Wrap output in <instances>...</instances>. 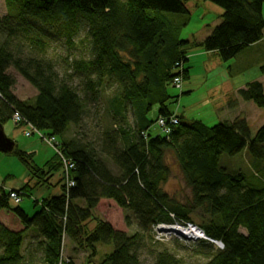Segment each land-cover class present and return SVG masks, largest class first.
Wrapping results in <instances>:
<instances>
[{
	"label": "trees",
	"instance_id": "trees-1",
	"mask_svg": "<svg viewBox=\"0 0 264 264\" xmlns=\"http://www.w3.org/2000/svg\"><path fill=\"white\" fill-rule=\"evenodd\" d=\"M2 1L7 14L0 17V124L17 113L24 123L54 138L64 159L74 166V186L65 191L62 176L52 183L63 169L56 155L39 167L32 154L15 147L12 154L25 166L29 181L16 192L0 187V211L11 213L23 229L15 232L0 224V264H27L28 252L22 253L27 234L42 264H73L61 255L64 236L75 243V252H87L91 262L98 255L96 245H104L113 251L99 264H142L146 237L156 225L174 221L193 224L222 245L214 250L209 242H196L192 252L205 264H264V126L251 138L243 119L211 128L199 121L185 122L173 110L178 98L169 93L174 79L189 80L185 65L190 51L200 49L227 63L262 42L264 0H204L223 13L207 38L193 44L178 39V26L167 17L187 19L190 0ZM81 28L86 31L88 59L72 61L70 73L60 80L44 58L48 42L61 37L71 46ZM27 50L35 55H25ZM11 69L37 92L33 103L12 95ZM259 70L264 75V64ZM77 79L80 85L73 87ZM112 88L117 93L108 103V117L115 129L104 132L99 152L66 140L70 128H79L92 106L99 104L102 89ZM239 97L264 110L260 83L247 84ZM172 117L178 120L175 126L170 125ZM160 119L170 134L152 136L149 130ZM243 151L255 177H263L260 188H251L243 173L220 165L222 156L233 158ZM168 153L190 190L186 204L162 190L170 178ZM98 154L114 165L117 175ZM56 186V195L32 202L31 215L11 205L12 192L29 198L37 189L51 191ZM102 200L114 202L127 226L132 219L137 231L129 235L93 218ZM194 217L202 222L197 224ZM153 264L180 262L163 251Z\"/></svg>",
	"mask_w": 264,
	"mask_h": 264
},
{
	"label": "rangeland",
	"instance_id": "rangeland-1",
	"mask_svg": "<svg viewBox=\"0 0 264 264\" xmlns=\"http://www.w3.org/2000/svg\"><path fill=\"white\" fill-rule=\"evenodd\" d=\"M186 8L189 12L187 19H185L186 16L167 15L168 20L178 26L177 37L180 41H188L192 44L195 42L201 43L220 23V16L223 12L219 7L204 0H190ZM262 13L264 17V5ZM6 14L5 4L0 1V17H4ZM148 14L152 17L154 15L153 12ZM184 22H186L185 25ZM85 33V28H81L73 38L71 46H68L61 37H55L48 42L44 58L53 64L60 80L66 79V75L70 73L69 69L72 61L88 59L86 44L83 43ZM262 43L259 53L249 50L227 63L222 62L214 54L205 53L200 49L190 51L188 62L185 65V68L189 70V80L183 81L180 89L171 86L173 88L169 90L170 95L178 98L177 103L173 105L174 113L177 116L180 115L185 122L199 121L209 128L220 123H232L237 119H243L249 127L251 138L254 137L256 132L264 126V110L257 108L253 103L244 102L239 97V91L244 90L246 85L252 82L260 83L264 89V75L260 73V66L255 65L260 57L264 58V39ZM24 53L25 55H35L30 50L24 51ZM263 64L264 62L261 66ZM9 74L15 80L14 87L11 90L12 95L19 101L33 103L37 96L35 89L13 69L9 71ZM79 85L80 81L78 79L72 83L73 87ZM116 93L115 88L102 89L99 104L92 106L89 117L84 120L79 128H70L66 140L74 141L75 146L93 148L99 152L104 132L111 128L115 129L114 126H111L108 117V103ZM128 120L129 125L133 127L132 113L128 114ZM165 130H168V128ZM3 131L6 137L14 142L17 150L32 154L34 163L39 167L50 160L53 155L58 157L57 148L50 146L47 141L41 140L38 134L26 137L23 131L27 130L15 126L12 120H9L3 126ZM163 132L159 120L149 130L152 136H164ZM40 135L44 136L42 132H40ZM56 140L61 141L62 138ZM98 157L113 174L117 175V170L111 162L100 154H98ZM166 163L170 169V178L162 186V190L177 202L186 204L191 198L190 190L186 186L179 166L170 153L166 156ZM220 165L231 173H243L246 176V183L251 185V188L261 187L260 180L263 177L261 174H259V179L255 177L256 173L247 151H243L233 158L222 156ZM28 176L25 166L20 163L14 154L0 153V187L7 191L14 190L16 192L29 181ZM61 176L65 183L67 173L64 169H62L60 175L53 178L52 183H55ZM67 189L65 187V191ZM39 190H36L31 198L19 197L18 195L20 203L18 205L11 203L12 207H19L27 213H31L32 202L41 193ZM57 191H59V186H56L50 192L58 193ZM92 215L93 218L109 224L116 231L129 235L137 231L132 219H130L131 225L127 226L124 212L112 201L103 200L100 202ZM193 220L197 224L202 222L198 217H194ZM175 222L168 226L174 225ZM0 223H6L10 227H18V229L21 227L19 223L20 227L17 225V219L11 217V215L8 216L5 211H0ZM90 227H92L91 224ZM167 230H170V228H167ZM241 233L244 232L241 231ZM31 236V234H27L22 253L28 252V254H24L27 255V258L25 257L27 264H42L40 254L32 251L34 245L31 242ZM196 245V242L186 241L170 231L158 234L152 231V235L150 234L145 239V247L140 252V260L142 264H153L155 255L166 251L174 256L180 264H205L207 262L205 259L196 256L192 252V248ZM212 245L214 250L218 249L213 243ZM75 248V243L66 236L62 238L61 255L69 258L73 264H99L106 255L113 251L112 246L96 245L98 255L91 262V260H88L89 254L87 252L77 250L75 252Z\"/></svg>",
	"mask_w": 264,
	"mask_h": 264
},
{
	"label": "built area",
	"instance_id": "built-area-1",
	"mask_svg": "<svg viewBox=\"0 0 264 264\" xmlns=\"http://www.w3.org/2000/svg\"><path fill=\"white\" fill-rule=\"evenodd\" d=\"M181 85H182V81L180 79H178V78L174 79L173 84H172V86L174 88L180 89ZM12 122L14 123L15 126L23 127L27 130V131H23V134L26 137H30L33 134H38L40 136L41 140L47 141L50 146L58 149V150H56V152H58V157L62 163V167L65 170V172L67 173V177L64 180L66 188H72L74 186V182L71 179V171L74 169V166L71 162H68L64 159V156H63L61 150H59V147H58L55 139L40 135V133L33 126H31L27 123H24L23 120L21 119V117L17 113H15L12 116ZM177 123H178V120L175 119V117H172L170 120V125L175 126V125H177ZM159 124H160L161 129L164 130L163 133L165 135H169L170 134V131H169L170 127L167 126L166 123L163 122L162 120H159ZM167 128H168V130H165ZM19 197H18V194L14 193V192L10 193V195H9V198L12 200V203L14 205H18L20 203ZM171 217L173 218V216H171ZM167 228L174 229L177 233H179L183 238H185L189 242L206 241V242H209L211 244L213 243L214 245H216L218 247V249L223 248L220 243L209 239L208 237H206V235L198 227H196L190 223L175 222V224L171 225V226H168L165 224H159L153 228V231L158 234V233L166 232L164 230H167Z\"/></svg>",
	"mask_w": 264,
	"mask_h": 264
},
{
	"label": "crops",
	"instance_id": "crops-1",
	"mask_svg": "<svg viewBox=\"0 0 264 264\" xmlns=\"http://www.w3.org/2000/svg\"><path fill=\"white\" fill-rule=\"evenodd\" d=\"M0 1H2V0H0ZM262 42H260V43H258V44H256V45H254V46H252V47H250V48H248L245 52H247V51H249V50H253L254 52H258L259 53V49L262 47ZM244 52V53H245ZM244 53H242L240 56H242ZM258 62L255 64V65H259L260 67H261V65H262V63L264 62V58L263 57H260V60H257ZM244 67H246V66H244ZM259 67V68H260ZM248 69V68H247ZM180 116V115H179ZM3 188V187H2ZM22 189V188H21ZM37 190H39V189H37ZM7 191V190H6ZM11 191H14V190H11ZM41 193L40 194H38V198H36L34 201H36V202H38L39 203V201H41L42 199H44V198H46V197H48V196H52V195H56L57 193H53V192H50V191H46V190H44V189H40L39 190ZM36 192V190L35 191H33L32 192V194L30 195V198L31 197H33V195H34V193ZM58 192V191H57ZM103 201V200H102ZM102 201H100V202H102ZM100 202H99V204H100ZM21 209V208H20ZM25 214H27V215H31V213H33V211H32V208H31V213H27L26 211H24L23 209H21ZM3 211V210H2ZM6 212V211H5ZM6 214L9 216V215H11V217L13 216L11 213H8V212H6ZM14 217V216H13ZM15 218V217H14ZM11 223L12 224H14L12 221H11ZM1 225H3L4 227H6V228H8V229H10V230H12V231H15V232H19V231H21L22 230V227H20L19 226V224H18V221H17V225L20 227V229H18V227L16 228L15 226L13 227H10V226H8L6 223L4 224V223H0Z\"/></svg>",
	"mask_w": 264,
	"mask_h": 264
},
{
	"label": "water",
	"instance_id": "water-1",
	"mask_svg": "<svg viewBox=\"0 0 264 264\" xmlns=\"http://www.w3.org/2000/svg\"><path fill=\"white\" fill-rule=\"evenodd\" d=\"M15 149V144L10 139L6 137L3 131V126L0 124V153L11 154ZM165 231V230H164ZM171 232V231H170ZM173 232V231H172ZM177 236L183 238L179 233L173 232ZM185 239V238H183Z\"/></svg>",
	"mask_w": 264,
	"mask_h": 264
},
{
	"label": "bare ground",
	"instance_id": "bare-ground-1",
	"mask_svg": "<svg viewBox=\"0 0 264 264\" xmlns=\"http://www.w3.org/2000/svg\"><path fill=\"white\" fill-rule=\"evenodd\" d=\"M67 190H70V188H68ZM200 230H201V229H200ZM165 231H166V232H167V231H171V232L173 231V232H176L174 229L165 230ZM201 231H202V230H201ZM202 232H203V231H202ZM203 233H204V232H203Z\"/></svg>",
	"mask_w": 264,
	"mask_h": 264
}]
</instances>
